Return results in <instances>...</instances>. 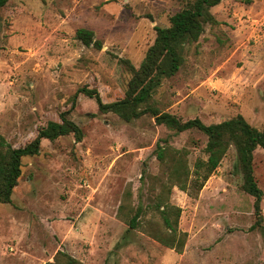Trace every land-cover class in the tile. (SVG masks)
Returning a JSON list of instances; mask_svg holds the SVG:
<instances>
[{
	"label": "rangeland",
	"instance_id": "1",
	"mask_svg": "<svg viewBox=\"0 0 264 264\" xmlns=\"http://www.w3.org/2000/svg\"><path fill=\"white\" fill-rule=\"evenodd\" d=\"M186 0H8L0 7V135L14 147L34 138L48 120L67 117L82 130L50 141L21 162L11 202H0V264H44L60 250L83 264H264V239L253 197L241 188L236 151L230 146L200 190L171 188L181 208L182 252L163 246L140 229L127 235L117 210L126 190L130 204H148L167 171L154 155L157 141L187 149L189 170L207 137L197 129L173 134L147 114L126 122L101 113L93 98L76 90L96 88L104 102L123 96L153 43L155 26ZM186 45L178 71L163 78L153 104L181 120L217 123L241 114L264 127V0H220ZM93 31L101 48L75 38ZM74 99V101H73ZM254 176L263 191L264 149L253 154ZM193 178V175L190 177ZM155 212H149L146 217ZM264 223V221H263Z\"/></svg>",
	"mask_w": 264,
	"mask_h": 264
},
{
	"label": "trees",
	"instance_id": "2",
	"mask_svg": "<svg viewBox=\"0 0 264 264\" xmlns=\"http://www.w3.org/2000/svg\"><path fill=\"white\" fill-rule=\"evenodd\" d=\"M8 0H0L3 7ZM220 0H186L180 10L169 17L168 26H155L156 35L153 43L137 67L124 60L131 71L123 96L110 102H104L96 88L83 85L74 93H83L93 98L101 113L112 112L122 120L129 122L144 114L151 115L155 122L164 125L173 134L197 129L207 137L203 151L206 159L197 158L193 170H189L187 156L189 152L184 148H174L167 138L163 142L157 141L154 155L164 165L167 178L161 184L160 191L152 202L136 207L131 206V193L126 190L118 206L117 216L127 224L126 233L122 238L125 242L127 235L140 229L143 233L158 241L163 246L182 252L187 234L179 230L178 223L181 215L179 206L169 203L168 197L173 186L190 194L189 189H202L204 183L216 171L222 158L230 146L236 151L238 167L242 174L241 188L253 197V211L255 221L252 225L257 228L264 239V215L261 209L263 191L258 186L254 176L253 154L256 148L264 149V127H252L241 114L217 123L205 124L199 118L181 120L174 114L165 112L154 106L153 93L161 84V80L174 75L183 63V52L186 45L198 40L204 27L208 23H216L211 8ZM75 38L83 45H93L101 48V42L94 39L93 31L78 28ZM73 99V101H74ZM71 106L60 112L58 120H48L45 125L37 129L33 139L23 146L14 147L0 135V202H11V194L21 175V162L24 157L37 155L40 151L42 139L53 141L60 136L72 134L77 141L83 137L81 128L67 117ZM191 175L193 178L191 179ZM149 212H155L146 217ZM44 264H83L69 254L58 250L53 261Z\"/></svg>",
	"mask_w": 264,
	"mask_h": 264
}]
</instances>
